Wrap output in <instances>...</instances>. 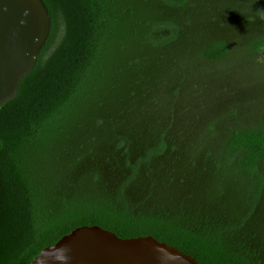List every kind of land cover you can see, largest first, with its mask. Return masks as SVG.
I'll use <instances>...</instances> for the list:
<instances>
[{
	"label": "trees",
	"instance_id": "1",
	"mask_svg": "<svg viewBox=\"0 0 264 264\" xmlns=\"http://www.w3.org/2000/svg\"><path fill=\"white\" fill-rule=\"evenodd\" d=\"M41 1L47 41L0 108V264L93 226L264 264V0ZM236 82L238 103L215 97ZM198 85L212 105L182 137Z\"/></svg>",
	"mask_w": 264,
	"mask_h": 264
},
{
	"label": "water",
	"instance_id": "2",
	"mask_svg": "<svg viewBox=\"0 0 264 264\" xmlns=\"http://www.w3.org/2000/svg\"><path fill=\"white\" fill-rule=\"evenodd\" d=\"M50 32L41 0H0V108L16 97L34 69ZM65 259H57L58 255ZM30 264H198L152 237L120 239L99 227H81L43 249Z\"/></svg>",
	"mask_w": 264,
	"mask_h": 264
},
{
	"label": "rangeland",
	"instance_id": "3",
	"mask_svg": "<svg viewBox=\"0 0 264 264\" xmlns=\"http://www.w3.org/2000/svg\"><path fill=\"white\" fill-rule=\"evenodd\" d=\"M229 30H232V28H230ZM242 35H243L242 33H235V34L231 33V35L229 36V40L231 42L241 41L242 39L245 38ZM259 62L264 64V55L260 57ZM243 72H247V69H245ZM235 73H238V72L236 71ZM229 77H231V75ZM238 85L239 84L237 82L235 83V85H231V84L220 85L221 87L219 86V88L216 90V92H219V93L215 97L218 99V98H224V97L231 98L233 96H236L238 97V100H237V103H238L241 99H243V96H244L243 94L239 95V93L243 92V89L239 87ZM198 86L199 87H197L195 91L198 92L201 89L200 87H203V91H202V94L198 96L197 101L195 102L194 99H189L188 101L184 102L180 107L176 108V111L174 113V120H176V123H174V126L180 128L177 133H182L180 134V136L182 137L188 138L189 135H186L185 132H193L194 129L195 130L197 129L195 123H200L202 121L203 119L202 114L206 112L205 109H208L209 106L212 105L211 103L212 101L209 100L210 98L208 99V101L203 99L204 96H206V98L208 97L207 92L204 90V86H200V85ZM255 94L258 97V98L256 97L257 100H255V102H258V103L263 102L264 87L258 89L255 92ZM250 100H252V98L242 100L241 104L242 105L244 104L245 106H249ZM255 102L253 106H255ZM131 112H132V105H129L127 115L131 116L132 114ZM249 112L251 114L253 113V110L250 109ZM171 120L172 119L169 118L168 122ZM126 124H127V121H125L123 124L118 122V128L124 127Z\"/></svg>",
	"mask_w": 264,
	"mask_h": 264
},
{
	"label": "clouds",
	"instance_id": "4",
	"mask_svg": "<svg viewBox=\"0 0 264 264\" xmlns=\"http://www.w3.org/2000/svg\"><path fill=\"white\" fill-rule=\"evenodd\" d=\"M261 19H264V16H261ZM57 259L63 260L65 257L61 254L57 256Z\"/></svg>",
	"mask_w": 264,
	"mask_h": 264
}]
</instances>
